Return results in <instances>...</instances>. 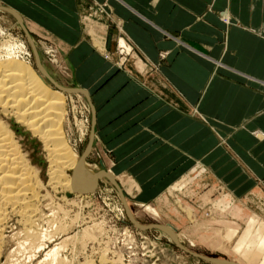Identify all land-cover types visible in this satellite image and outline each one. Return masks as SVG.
<instances>
[{
  "label": "crops",
  "instance_id": "crops-1",
  "mask_svg": "<svg viewBox=\"0 0 264 264\" xmlns=\"http://www.w3.org/2000/svg\"><path fill=\"white\" fill-rule=\"evenodd\" d=\"M0 4L53 47L67 87L86 91L79 136L92 129L91 148L122 195L152 201L196 178L192 214H242L243 226L225 224L222 236L264 264V0Z\"/></svg>",
  "mask_w": 264,
  "mask_h": 264
},
{
  "label": "rangeland",
  "instance_id": "rangeland-1",
  "mask_svg": "<svg viewBox=\"0 0 264 264\" xmlns=\"http://www.w3.org/2000/svg\"><path fill=\"white\" fill-rule=\"evenodd\" d=\"M9 9L8 6L0 4V48L5 49L6 44L9 46L14 41L24 43L26 47L21 50V55L35 68L39 69L38 64H40L56 83L67 87L63 64L61 60H55V56L58 55L53 47L32 37L22 21L19 23ZM23 28L28 32L29 37L26 36ZM76 92L63 91L65 103L62 130L66 134L67 141L80 155L88 141L86 133L80 136L79 133L89 115L86 110V96L79 91ZM13 127L32 165L40 174L43 195L40 210L43 211V216L40 218L41 221L37 222V227L42 231L48 230L47 238L45 239L46 236L43 238L48 248L45 247L40 251L34 248L19 251L17 249L11 254V258L15 260L12 264H55V262L58 264H227L226 262L229 261L239 264H259L260 261L257 263L255 261L259 254H252L254 259H245L241 252L234 249L235 235L229 239L222 236L225 224L234 225L238 230L243 226L242 214L231 212L230 207L219 212L218 215L199 214L198 218L197 214H192L194 211L190 210L186 198L199 185L196 178H191L187 182L185 175L180 186L169 187L157 199L144 202L125 196L124 193L122 195L115 178L103 177L104 175L102 177L105 179L96 178L92 183L93 186L83 192L65 187L54 189L48 182V159L41 141L24 127L15 123ZM83 157L94 171L102 174L107 171L101 165L100 157L91 147ZM217 197L216 193L202 196L203 201H208L209 204ZM208 207L214 209L216 206L212 204ZM52 222L53 227L58 228H53ZM11 224L16 231L21 228L16 219H13ZM163 224L171 227L180 246L197 254L217 258L220 263H214L178 246L174 237L168 236L163 231L162 228L170 231ZM169 234L172 235V232L170 231ZM6 235L8 237L12 235L11 229L7 230ZM12 239H9L3 251L1 263L5 260L8 251L14 249L15 243L22 240L19 235H15ZM58 243L64 246L59 251L60 260L57 258L56 261L51 262L46 256L47 252ZM260 257L259 255V259Z\"/></svg>",
  "mask_w": 264,
  "mask_h": 264
},
{
  "label": "bare ground",
  "instance_id": "bare-ground-1",
  "mask_svg": "<svg viewBox=\"0 0 264 264\" xmlns=\"http://www.w3.org/2000/svg\"><path fill=\"white\" fill-rule=\"evenodd\" d=\"M9 10L14 15L11 9ZM7 46L6 44L5 49L0 48V264H12L15 260L11 258V254L17 249L19 251L34 248L40 251L48 248L43 242L48 230H45V233L37 227L43 216V211L40 210L43 200L40 174L24 150L22 141L13 127L14 123L24 127L41 141L48 159V182L54 189L65 187L83 192L96 178L110 176L105 172L102 174L94 171L83 157L91 147V142L89 148L87 143L84 151L78 155L67 141L62 130L65 90L49 80L50 75L40 64L39 69L35 68L21 55V50L26 47L24 43L14 41ZM81 93L87 95L86 91ZM89 136L92 138V129ZM13 219H16L21 227L17 231L11 224ZM53 225L52 222V227ZM163 226L167 227L173 236L167 229L162 228L163 231L178 241L171 227L165 224ZM8 229H11L12 234L9 237L6 235ZM15 235L21 236L22 240L15 243L14 249L8 251L1 263L9 239ZM48 238L50 240V236ZM62 246L63 244L58 243L48 250L46 256L51 262L56 261Z\"/></svg>",
  "mask_w": 264,
  "mask_h": 264
},
{
  "label": "water",
  "instance_id": "water-1",
  "mask_svg": "<svg viewBox=\"0 0 264 264\" xmlns=\"http://www.w3.org/2000/svg\"><path fill=\"white\" fill-rule=\"evenodd\" d=\"M23 30L25 31V33H26V35L29 37V34H28V32L23 28ZM49 78V80L51 81V82H53L56 86H58V87H60L61 89H63V90H65V91H80V92H84L85 93V90H83V89H81V88H74L75 90H70V89H67V88H64V87H62V86H60L58 83H56L51 77H48ZM86 94V93H85ZM90 142H91V137L89 136V139H88V147L87 148H89V146H90ZM123 202H124V204H125V201L123 200ZM176 242V244L178 245V246H180V244L178 243V241H175ZM180 247H182V246H180ZM184 250H187L186 248H184V247H182ZM187 251H189L190 253H193V254H196V255H198V256H201V257H203V258H206L207 260H210V261H212V262H220L219 260H217L216 258H214V257H211V256H207V255H201V254H197V253H194V252H191L190 250H187ZM227 264H229V263H231L230 261L229 262H226Z\"/></svg>",
  "mask_w": 264,
  "mask_h": 264
},
{
  "label": "built area",
  "instance_id": "built-area-1",
  "mask_svg": "<svg viewBox=\"0 0 264 264\" xmlns=\"http://www.w3.org/2000/svg\"><path fill=\"white\" fill-rule=\"evenodd\" d=\"M117 51H118V53H123V52H125L122 48H119V47H117Z\"/></svg>",
  "mask_w": 264,
  "mask_h": 264
}]
</instances>
